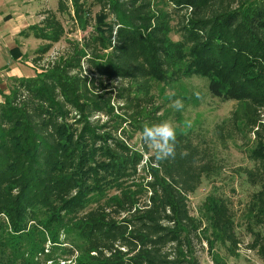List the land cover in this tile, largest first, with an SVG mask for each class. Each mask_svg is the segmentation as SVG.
Here are the masks:
<instances>
[{"label":"trees","instance_id":"16d2710c","mask_svg":"<svg viewBox=\"0 0 264 264\" xmlns=\"http://www.w3.org/2000/svg\"><path fill=\"white\" fill-rule=\"evenodd\" d=\"M64 16L87 34L61 62L12 77L0 102V264H201L197 247L214 264H227L218 248L237 256L227 199L213 190L197 215L189 204L216 175V150L179 134L175 158L157 162L130 144L160 122L141 119L154 85L193 78L238 103L216 131L253 165L239 171L255 189L248 249L264 263V0H58L19 33L47 43L36 65L70 33Z\"/></svg>","mask_w":264,"mask_h":264},{"label":"rangeland","instance_id":"374dc122","mask_svg":"<svg viewBox=\"0 0 264 264\" xmlns=\"http://www.w3.org/2000/svg\"><path fill=\"white\" fill-rule=\"evenodd\" d=\"M57 8L58 0H0V102L4 101V96L9 95L11 91L12 77H34L43 69L49 68L53 62H61L71 53L73 43L87 34L80 30L73 32L74 26L71 21L65 16L62 17L70 33L55 44L36 65L35 51L47 43L32 38L26 39L19 33L28 27L38 26L45 12H56ZM172 38L178 40L179 36L172 34ZM118 84L117 82L116 85ZM152 95V103L146 104L149 110L143 112L142 120L152 115L160 118V121L173 120L177 135L188 134L195 142L202 144L203 147L215 149L218 153L216 175L209 180H203L196 193L189 196V204L192 214L197 215V210L213 190L217 189L216 193L227 199L242 243L235 257L218 248L220 257L227 264H264L255 251L248 249L253 238L247 230L245 212L255 189L239 171L240 168H252L253 165L248 161L246 147L242 141L237 143L228 141L226 147H221L216 131L217 126L237 109L238 103L222 102L212 97L207 91V82L199 78L184 80L175 85L156 83ZM177 98L183 101L184 107L180 110L171 107L172 101ZM126 129L128 130L127 126ZM128 132L132 133V129ZM130 144L141 150L139 132L134 133ZM197 251L201 264H214L206 247L205 250L197 247Z\"/></svg>","mask_w":264,"mask_h":264},{"label":"clouds","instance_id":"9594fccd","mask_svg":"<svg viewBox=\"0 0 264 264\" xmlns=\"http://www.w3.org/2000/svg\"><path fill=\"white\" fill-rule=\"evenodd\" d=\"M171 107L180 110L184 107L183 101L177 98L172 101ZM140 139L142 145L153 153L157 162L175 158L177 130L173 120L145 123L140 131Z\"/></svg>","mask_w":264,"mask_h":264}]
</instances>
